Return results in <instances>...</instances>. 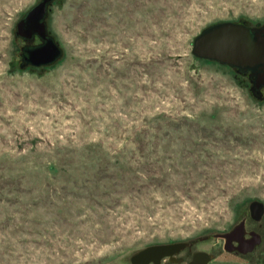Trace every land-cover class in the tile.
I'll return each instance as SVG.
<instances>
[{
  "label": "rangeland",
  "instance_id": "374dc122",
  "mask_svg": "<svg viewBox=\"0 0 264 264\" xmlns=\"http://www.w3.org/2000/svg\"><path fill=\"white\" fill-rule=\"evenodd\" d=\"M36 1L0 0V264L180 242L157 264H264V88L190 53L215 22L263 25L264 0H54L61 54L37 68L13 35ZM238 225L251 252L223 249Z\"/></svg>",
  "mask_w": 264,
  "mask_h": 264
},
{
  "label": "water",
  "instance_id": "95a60500",
  "mask_svg": "<svg viewBox=\"0 0 264 264\" xmlns=\"http://www.w3.org/2000/svg\"><path fill=\"white\" fill-rule=\"evenodd\" d=\"M54 0H37L25 10L16 20L13 28L15 38L29 42L37 38L39 43L22 45L20 47V66L45 67L58 60L61 49L46 30V14ZM190 53L197 59L233 68L238 74L248 73L251 83L250 91L256 98L260 97V88L264 87V24L249 27L236 22L219 21L201 29L192 38ZM249 209L253 218L262 214L261 205L250 203ZM242 234V225L236 226L231 232L223 234L226 239L223 249L229 251V241L237 239ZM253 239L246 245L245 253L258 243L259 237L253 234ZM184 247V243H166L152 245L138 250L129 258L130 264H157L163 258L172 259V255ZM198 254L197 261H207L205 253Z\"/></svg>",
  "mask_w": 264,
  "mask_h": 264
},
{
  "label": "flooded vegetation",
  "instance_id": "af4514ba",
  "mask_svg": "<svg viewBox=\"0 0 264 264\" xmlns=\"http://www.w3.org/2000/svg\"><path fill=\"white\" fill-rule=\"evenodd\" d=\"M39 43V41L37 40V38H33L31 39V41L29 42H24L23 45H31V44H37ZM235 70V69H234ZM236 71V70H235ZM237 73V72H236ZM246 78H247V81H248V73H245ZM250 83V82H249ZM250 87H251V83H250ZM264 88V87H262ZM260 88V89H262ZM251 92V91H250ZM260 92V90H259ZM253 234L254 233H251V234H248L249 235V238H246L244 237L243 233L239 236H237V239L233 238L229 241V251L227 252H237L239 250H242V251H245L247 248H246V245H248V242L251 241L254 237H253ZM226 239L224 238V243H225ZM259 242V241H258ZM257 244V243H255ZM255 244L252 245L251 249L255 246ZM224 246V244H223ZM248 252H251V250L245 252V253H248ZM242 253V252H241ZM198 257V254L195 253V255H193L192 257V261L190 264H200L198 263V261L196 260Z\"/></svg>",
  "mask_w": 264,
  "mask_h": 264
},
{
  "label": "trees",
  "instance_id": "16d2710c",
  "mask_svg": "<svg viewBox=\"0 0 264 264\" xmlns=\"http://www.w3.org/2000/svg\"><path fill=\"white\" fill-rule=\"evenodd\" d=\"M214 63V62H213Z\"/></svg>",
  "mask_w": 264,
  "mask_h": 264
}]
</instances>
